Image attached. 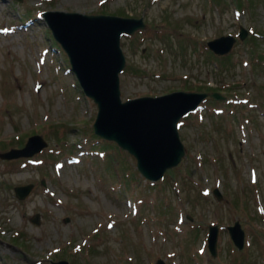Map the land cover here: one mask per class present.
<instances>
[{
	"label": "rangeland",
	"instance_id": "rangeland-1",
	"mask_svg": "<svg viewBox=\"0 0 264 264\" xmlns=\"http://www.w3.org/2000/svg\"><path fill=\"white\" fill-rule=\"evenodd\" d=\"M52 10L144 20L121 41L123 101L208 88L226 95L180 120L186 154L174 174L151 187L139 172L140 187L126 190L105 170L107 156L94 149L98 108L48 35L43 13ZM242 27L247 38L228 55L208 48ZM33 135L48 142L41 153L0 157V264H264V0H0V153ZM29 184L19 200L15 188ZM236 221L242 250L227 228ZM210 224L222 228L217 258Z\"/></svg>",
	"mask_w": 264,
	"mask_h": 264
},
{
	"label": "water",
	"instance_id": "water-1",
	"mask_svg": "<svg viewBox=\"0 0 264 264\" xmlns=\"http://www.w3.org/2000/svg\"><path fill=\"white\" fill-rule=\"evenodd\" d=\"M43 17L54 39L67 54L83 92L98 107L94 132L134 156L139 172L148 180L157 182L167 170L179 166L186 150L178 123L195 111L209 94L176 91L157 97L122 100L120 74L126 66V57L121 40L124 35L144 29V20L60 10L44 12ZM246 35L247 30L241 28L240 38L245 39ZM235 43L236 38L229 34L210 41L208 46L214 53L226 55ZM210 96L216 100L225 99L218 92ZM47 145L43 136L33 135L23 148L2 152L0 157L6 160L32 157ZM33 189V184L18 186L15 193L18 199L25 200ZM215 194L222 199L218 189ZM33 222L40 223V215H36ZM228 230L238 249L242 250L246 234L241 223L236 222ZM218 238L219 227L211 226L208 245L213 256L218 254ZM53 264L70 262L62 259Z\"/></svg>",
	"mask_w": 264,
	"mask_h": 264
},
{
	"label": "trees",
	"instance_id": "trees-1",
	"mask_svg": "<svg viewBox=\"0 0 264 264\" xmlns=\"http://www.w3.org/2000/svg\"><path fill=\"white\" fill-rule=\"evenodd\" d=\"M251 3H255L256 0H249ZM240 3L242 4V1H235L236 7H241ZM105 12V11H103ZM108 12V11H107ZM118 14H121V12H117ZM115 13V14H117ZM48 35L49 37L52 39L53 41V45L57 48H59L60 50H62L61 46L54 40L53 35L51 33V31L49 29H47ZM63 51V50H62ZM64 52V51H63ZM65 53V52H64ZM66 55V54H65ZM66 61L68 62V66L70 68V63H69V59L68 56L66 55ZM136 72V71H135ZM78 83V82H76ZM55 126L54 124H50V127ZM48 125H45L44 128H48ZM35 132H40V130H36L33 131V133ZM95 139H99L101 140V143L98 144H94L95 146V150L98 151L101 154H104L107 156L108 158V163H109V167L106 165L104 168L106 171L112 173L113 176L117 177L119 176L123 182V185L126 187L127 190H131V189H135L136 187H140V184L138 185H133V182L138 180V176H139V171L136 168H133L130 166V163L126 160L125 158V154H128L126 151H124L123 149H121L116 143L111 142V141H107L105 139L100 138L99 136L96 135ZM2 143V140H0V145ZM4 144V143H2ZM74 148H72L71 151H73ZM174 170L177 171V169H170L167 171V176H169L170 174H174ZM174 171V172H173ZM142 179H145L144 177H141ZM164 178V177H163ZM162 178V179H163ZM141 182V180H140ZM161 182V180H160ZM158 183H151V187L157 185ZM161 200V205L160 208L162 206L163 203V198L160 199ZM99 235H97L98 237ZM63 255H60L59 257H62ZM69 257H71V261L73 260L72 255L69 254Z\"/></svg>",
	"mask_w": 264,
	"mask_h": 264
},
{
	"label": "bare ground",
	"instance_id": "bare-ground-1",
	"mask_svg": "<svg viewBox=\"0 0 264 264\" xmlns=\"http://www.w3.org/2000/svg\"><path fill=\"white\" fill-rule=\"evenodd\" d=\"M14 2H17V0H14Z\"/></svg>",
	"mask_w": 264,
	"mask_h": 264
}]
</instances>
